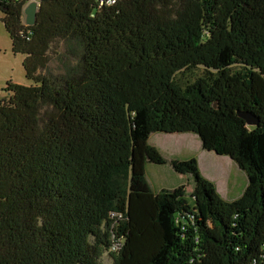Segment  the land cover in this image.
I'll return each instance as SVG.
<instances>
[{
  "label": "trees",
  "instance_id": "obj_1",
  "mask_svg": "<svg viewBox=\"0 0 264 264\" xmlns=\"http://www.w3.org/2000/svg\"><path fill=\"white\" fill-rule=\"evenodd\" d=\"M0 11L34 82L0 90V264H264V0H45L34 25L23 2ZM56 40L82 54L53 76ZM144 131L198 134L246 172L243 194L225 200L195 157L170 161L193 204L152 191L146 162L167 160Z\"/></svg>",
  "mask_w": 264,
  "mask_h": 264
},
{
  "label": "rangeland",
  "instance_id": "obj_2",
  "mask_svg": "<svg viewBox=\"0 0 264 264\" xmlns=\"http://www.w3.org/2000/svg\"><path fill=\"white\" fill-rule=\"evenodd\" d=\"M3 13L0 11V90L6 86L8 81L19 84L31 85L34 82L26 77L23 60L25 55L15 54L12 51V41L7 32L3 21L1 20ZM82 54V47L77 40H56L49 52V63L46 70L42 73L57 76L63 74L69 65L76 64ZM202 72L201 68H195L193 74ZM190 72L178 74V78L185 81L190 75ZM138 131H142L140 126V116L136 117ZM146 141L155 146L162 155L174 159H185L186 153L190 155L201 152L199 147V139L196 135L185 134L187 139L179 140L181 135H174L170 139L165 136L166 132L144 131ZM142 134V133H140ZM206 151V150H205ZM196 154L200 159L203 172L205 174H218L224 169L228 172V179L223 182L224 192H219L220 195L227 201H232L239 198L248 183L246 172L241 169L234 161L230 165V158L219 156L215 152L206 151L207 153ZM229 158V159H228ZM188 159V158H187ZM199 161V160H198ZM222 168V169H221ZM145 178L149 183L150 189L154 192L162 189H174L183 185L185 189L186 199L193 204L192 196L194 189V177L190 173L176 172L170 162L165 164H157L147 161L145 166ZM226 182V183H225ZM182 183V184H181ZM226 190V191H225ZM101 260L105 264H112V259L109 254L105 253Z\"/></svg>",
  "mask_w": 264,
  "mask_h": 264
},
{
  "label": "crops",
  "instance_id": "obj_3",
  "mask_svg": "<svg viewBox=\"0 0 264 264\" xmlns=\"http://www.w3.org/2000/svg\"><path fill=\"white\" fill-rule=\"evenodd\" d=\"M185 134H193V135H196L197 137H198V139H199V147H200V149H201V152H199L198 153V151H197V153L196 154H203L204 153V149L202 148V144H201V140H200V138H199V136H198V134H196V133H193V132H174V133H167V134H165V136H167L169 139L171 138V137H173L174 135H181V137L180 138H177V139H179V140H182V139H187V136L185 135ZM207 151V150H206ZM205 151V153H207ZM212 152V151H211ZM162 154V153H161ZM191 153H186L185 154V156L186 157H184L185 159H189V158H192L193 156H196L197 158H198V155H196V154H193V155H190ZM164 156V155H163ZM219 156H224V157H229L230 158V165H231V163H233L234 162V160L230 157V156H228V155H219ZM165 158H166V160H167V162H170L172 159H174V158H171V157H166V156H164ZM228 158V159H229ZM180 160H183V159H180ZM199 161H198V163H199V168H200V171H201V173L205 176V177H207L209 180H211V181H213L214 182V184L216 185V188H217V191L218 192H224V189L225 188H223V182L224 181H226L227 179H228V171L227 170H224V169H222V170H220V172L218 173V174H210V175H208V174H205L204 172H203V169H202V166H201V162H200V159H198ZM226 183V182H225ZM182 184V183H181ZM194 187V186H193ZM226 191V190H225ZM220 194V193H219Z\"/></svg>",
  "mask_w": 264,
  "mask_h": 264
},
{
  "label": "water",
  "instance_id": "obj_4",
  "mask_svg": "<svg viewBox=\"0 0 264 264\" xmlns=\"http://www.w3.org/2000/svg\"><path fill=\"white\" fill-rule=\"evenodd\" d=\"M45 0H33L25 8V22L27 25H34L37 19V12L39 10L41 2ZM239 116L246 120L248 125H257L259 123V117L248 111H239Z\"/></svg>",
  "mask_w": 264,
  "mask_h": 264
},
{
  "label": "built area",
  "instance_id": "obj_5",
  "mask_svg": "<svg viewBox=\"0 0 264 264\" xmlns=\"http://www.w3.org/2000/svg\"><path fill=\"white\" fill-rule=\"evenodd\" d=\"M16 1L23 2L22 21H23L24 25H27L25 22L24 8L33 0H16ZM118 1L119 0H97V4H98L99 8H103L106 6H112V5L116 4ZM112 215H115V213H113ZM180 218L181 219H188V222H190V224H194V222H195V214L193 212H190V211H185V212L181 213ZM112 241L113 242H112V245L110 247V251L116 252L122 246V239L118 238L116 235H113Z\"/></svg>",
  "mask_w": 264,
  "mask_h": 264
}]
</instances>
